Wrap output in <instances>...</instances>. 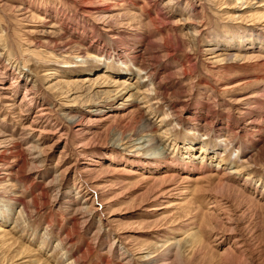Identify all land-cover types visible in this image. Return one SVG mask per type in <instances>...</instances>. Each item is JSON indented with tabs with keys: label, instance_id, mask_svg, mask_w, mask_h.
<instances>
[{
	"label": "rangeland",
	"instance_id": "1",
	"mask_svg": "<svg viewBox=\"0 0 264 264\" xmlns=\"http://www.w3.org/2000/svg\"><path fill=\"white\" fill-rule=\"evenodd\" d=\"M0 264H264V0H0Z\"/></svg>",
	"mask_w": 264,
	"mask_h": 264
},
{
	"label": "bare ground",
	"instance_id": "2",
	"mask_svg": "<svg viewBox=\"0 0 264 264\" xmlns=\"http://www.w3.org/2000/svg\"><path fill=\"white\" fill-rule=\"evenodd\" d=\"M199 27V26H198ZM199 28H201V27H199ZM195 34V33H194ZM198 36V35H197ZM66 43V42H65ZM68 44V43H67ZM59 45V44H58ZM55 47H57V46H55ZM51 49V48H50ZM100 77H102V76H100ZM105 77V76H104ZM107 77V76H106ZM117 81V80H116ZM103 83V82H102ZM101 85V84H100ZM104 86V85H103ZM29 90H30V88H29ZM33 90V89H32ZM28 92V91H27ZM31 93L30 92H28L27 94H25V96H24V98H26V99H28L29 98V95H30ZM32 97V96H31ZM132 97V96H131ZM4 98V97H3ZM30 99V98H29ZM24 101H25V99H24ZM27 101V100H26ZM23 102V100L21 101V103ZM43 109H48V108H43ZM46 113H48V112H43V111H40V112H38L37 114H36V116L37 117H40V116H43L44 114H46ZM101 113H103V112H101ZM108 116H110V115H108ZM115 116V115H114ZM105 118H107V116L105 117ZM103 119V118H102ZM104 120V119H103ZM78 123V122H77ZM101 123V122H100ZM43 131H47V130H43L42 129V132ZM151 131H152V133H149V134H147V135H145V139H144V142H145V144L148 146V147H151V146H153V145H155V143L157 142V138L155 137V135H154V133H153V130L151 129ZM162 151H163V149H162ZM164 153V152H163ZM165 154V153H164ZM2 155V154H1ZM166 155H169V154H166ZM164 157H166L165 155H164ZM2 159V158H1ZM224 160H226V159H224V158H222V161H224ZM167 161V160H166ZM166 166H169L168 164H165ZM165 166V167H166ZM89 168V167H88ZM92 170V169H91ZM177 175V174H176ZM178 176H180V181L181 182H189L190 180V177L189 176H186V175H178ZM177 180V179H176ZM192 180V179H191ZM179 184H180V182H179ZM181 187V186H180ZM177 188V187H176ZM185 188H188V187H185ZM184 189V188H183ZM187 192V191H186ZM173 205V204H172Z\"/></svg>",
	"mask_w": 264,
	"mask_h": 264
}]
</instances>
